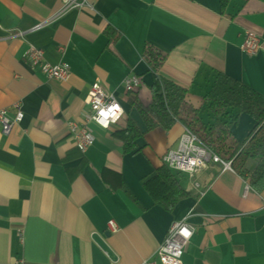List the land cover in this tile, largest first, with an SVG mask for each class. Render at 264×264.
<instances>
[{
	"label": "crops",
	"instance_id": "0c3cea01",
	"mask_svg": "<svg viewBox=\"0 0 264 264\" xmlns=\"http://www.w3.org/2000/svg\"><path fill=\"white\" fill-rule=\"evenodd\" d=\"M86 3L63 11L61 0H0V110L12 117L20 103L23 112L9 134L0 128V264H159L158 247L181 221L194 231L182 264H264V192L244 197L242 176L209 163L197 188L173 172L190 196L167 212L153 204L144 182L176 148L184 127L154 129L128 154L115 135L127 115L143 129L126 102L124 80L138 77L137 95L150 103L154 75L142 58L146 45L166 54L158 75L186 89L194 108L203 106L219 74L264 96V2ZM247 33L260 40L255 55L240 50ZM28 45L51 65L66 63L69 77L48 80L31 70L23 57ZM95 83L124 116L109 129L87 123L94 143L82 153L69 123L85 124ZM252 127L240 114L232 134L241 142ZM110 220L116 233L107 229Z\"/></svg>",
	"mask_w": 264,
	"mask_h": 264
},
{
	"label": "trees",
	"instance_id": "16d2710c",
	"mask_svg": "<svg viewBox=\"0 0 264 264\" xmlns=\"http://www.w3.org/2000/svg\"><path fill=\"white\" fill-rule=\"evenodd\" d=\"M230 0H220L225 7ZM247 1V0H245ZM264 2V0H257ZM142 58L148 65L153 81L149 87L151 101L144 105L136 91L128 92L126 102L138 116L143 129L129 115L122 128L115 131L125 154L138 152L137 141L154 129L170 130L175 124L193 134L213 155L242 176L256 193L264 192V96L223 74L217 75L203 98V106L194 108L186 101V89L161 78L159 69L166 54L146 45ZM240 114L247 115L253 127L243 141H237L232 128ZM252 166L249 167V164ZM144 189L154 205L167 212L190 196L178 174L167 166L154 170L144 182Z\"/></svg>",
	"mask_w": 264,
	"mask_h": 264
},
{
	"label": "built area",
	"instance_id": "2783aa9c",
	"mask_svg": "<svg viewBox=\"0 0 264 264\" xmlns=\"http://www.w3.org/2000/svg\"><path fill=\"white\" fill-rule=\"evenodd\" d=\"M62 10L81 9L87 7L86 0H61ZM43 24L36 25L32 30L41 28ZM261 49V43L256 35L247 33L240 46V50L248 55H255ZM28 67L37 70L48 80L65 81L70 74L69 66L66 63L51 65L44 58V52L28 45L23 55ZM140 86V79L135 75H130L124 80V91L126 93L136 91ZM87 110L84 114L85 124L79 126L69 123V132L75 141L80 152H85L94 143L93 135L87 123L93 122L103 129H109L116 125L124 116V111L120 103L102 87L95 83L91 86L86 97ZM13 116L10 117L8 111L0 110V128L4 135L10 133L12 127L23 118L20 103L12 106ZM104 113L105 116H101ZM106 124V126H105ZM209 163L220 164L229 168V164L221 161L217 156L211 154L200 141L188 130H184L180 136L175 149L168 150L162 156V164L175 173L185 174L191 179L194 188L198 187L195 182L197 175L205 169ZM252 189L247 183L244 184L243 196L246 197ZM107 229L110 233H116L118 227L113 220L108 221ZM187 233L185 235L184 233ZM193 228L184 221L173 223L166 234L163 243L156 251V258L159 264H182V256L186 245L192 238ZM141 264H155L144 261Z\"/></svg>",
	"mask_w": 264,
	"mask_h": 264
},
{
	"label": "clouds",
	"instance_id": "9594fccd",
	"mask_svg": "<svg viewBox=\"0 0 264 264\" xmlns=\"http://www.w3.org/2000/svg\"><path fill=\"white\" fill-rule=\"evenodd\" d=\"M101 116H105V114L104 113H101ZM105 126H106V124H105ZM185 235H187V233L185 232L184 233Z\"/></svg>",
	"mask_w": 264,
	"mask_h": 264
}]
</instances>
